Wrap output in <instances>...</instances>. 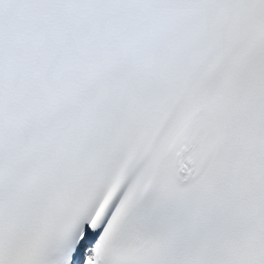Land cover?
<instances>
[{
  "label": "snow or ice",
  "instance_id": "obj_1",
  "mask_svg": "<svg viewBox=\"0 0 264 264\" xmlns=\"http://www.w3.org/2000/svg\"><path fill=\"white\" fill-rule=\"evenodd\" d=\"M0 264H264V0H0Z\"/></svg>",
  "mask_w": 264,
  "mask_h": 264
}]
</instances>
